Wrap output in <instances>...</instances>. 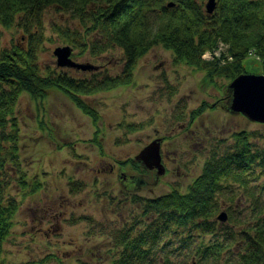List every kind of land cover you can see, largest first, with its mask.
Here are the masks:
<instances>
[{"label":"trees","instance_id":"obj_1","mask_svg":"<svg viewBox=\"0 0 264 264\" xmlns=\"http://www.w3.org/2000/svg\"><path fill=\"white\" fill-rule=\"evenodd\" d=\"M170 2L174 5L169 6ZM205 2L0 0V39L2 30L12 26L22 29L27 37L26 45L13 43L3 48L0 43V264H6L4 246L20 205L9 193L14 178L25 195L36 193L43 183L37 175L30 178L23 168L16 114L21 96L27 93L41 103L51 90L61 91L90 117L96 128L92 142L103 152L101 115L84 97L131 84L140 58L154 46L172 51L174 64L204 72V81L215 85L217 79L230 81L248 73L243 60L250 49L264 57V0H217L211 14L206 12ZM52 6L80 24L74 29L54 25L53 30L64 43L79 49L80 55L88 50L95 56L119 47L123 51L121 72L100 75L97 71L77 78L63 69L43 70L39 60L47 39L44 14ZM92 34L100 35L101 41L90 42ZM219 41L229 46L234 57L230 64L202 59L203 52ZM208 107L210 104L204 101L192 109L189 122ZM181 117L182 113L177 118ZM126 128L135 132L143 129L144 123H128ZM255 135V131H240L233 134L228 145L222 140L213 144L201 172L186 190L175 186L156 197L137 195L142 201V214L111 233L114 240L110 249H116L117 254L110 264H264V147L252 141ZM118 162L123 169L149 173L133 158ZM83 186L81 181L70 182L71 192ZM242 195L249 201L244 214L236 208ZM223 209L229 213L226 222L217 218Z\"/></svg>","mask_w":264,"mask_h":264},{"label":"rangeland","instance_id":"obj_2","mask_svg":"<svg viewBox=\"0 0 264 264\" xmlns=\"http://www.w3.org/2000/svg\"><path fill=\"white\" fill-rule=\"evenodd\" d=\"M54 25L80 28L70 14L54 6L47 8V39L39 60L43 70H60L54 50L66 43L53 30ZM2 31L1 47L26 45L27 37L17 26ZM100 38L94 34L89 37L90 42H100ZM80 52L73 50V60L100 66V75H116L122 70L123 51L117 46L95 56L88 50ZM243 65L248 73L264 72V63L251 55ZM63 70L77 78L92 74L81 69ZM228 82L220 78L218 85L209 84L202 71L174 64L172 51L154 46L140 59L131 84L84 97L101 115L103 152L92 142L96 128L89 116L61 91L51 90L41 103L24 93L16 110L23 168L30 178L37 175L43 183L39 191L25 195L14 178L9 193L20 205L4 246L5 263L110 264L117 254L116 249H110L114 240L111 233L142 214L137 195L156 197L175 186L186 190L201 172L210 147L221 140L228 145L236 132L255 131L252 141L264 147V123L220 105L208 107L192 124L189 122L190 111L204 101H219ZM181 113L183 117L177 118ZM128 123H144V128L128 132ZM155 137H165L161 150L167 172L163 176L156 181L152 172L141 175L121 168L119 160L134 158ZM71 181H81L84 186L71 192ZM236 204L243 214L249 209L243 195ZM85 216L92 218H81Z\"/></svg>","mask_w":264,"mask_h":264},{"label":"water","instance_id":"obj_3","mask_svg":"<svg viewBox=\"0 0 264 264\" xmlns=\"http://www.w3.org/2000/svg\"><path fill=\"white\" fill-rule=\"evenodd\" d=\"M172 5V4H171ZM216 8V0H209L206 4L208 13ZM73 48L69 45L59 46L54 50L57 65L82 70H92L97 67L91 63H80L72 59ZM231 90L229 109L233 113H243L251 121L264 123V74L243 73L234 78L228 85ZM161 138H156L144 146L136 155L146 169H156V175L165 173L166 168L161 156ZM218 219L226 221L228 213L222 211Z\"/></svg>","mask_w":264,"mask_h":264},{"label":"flooded vegetation","instance_id":"obj_4","mask_svg":"<svg viewBox=\"0 0 264 264\" xmlns=\"http://www.w3.org/2000/svg\"><path fill=\"white\" fill-rule=\"evenodd\" d=\"M216 105H220L221 107L223 106V104H222V101H219L218 103H216ZM165 141V140H164ZM163 141V142H164ZM163 160H164V158H163Z\"/></svg>","mask_w":264,"mask_h":264},{"label":"bare ground","instance_id":"obj_5","mask_svg":"<svg viewBox=\"0 0 264 264\" xmlns=\"http://www.w3.org/2000/svg\"><path fill=\"white\" fill-rule=\"evenodd\" d=\"M152 171V173H154V172H156V169H154V170H151ZM155 174V173H154Z\"/></svg>","mask_w":264,"mask_h":264}]
</instances>
